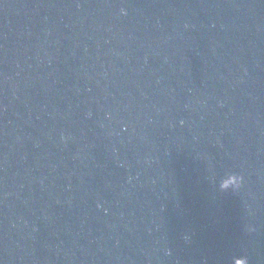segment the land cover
Here are the masks:
<instances>
[{"label": "water", "instance_id": "1", "mask_svg": "<svg viewBox=\"0 0 264 264\" xmlns=\"http://www.w3.org/2000/svg\"><path fill=\"white\" fill-rule=\"evenodd\" d=\"M241 262L264 0H0V264Z\"/></svg>", "mask_w": 264, "mask_h": 264}, {"label": "clouds", "instance_id": "2", "mask_svg": "<svg viewBox=\"0 0 264 264\" xmlns=\"http://www.w3.org/2000/svg\"><path fill=\"white\" fill-rule=\"evenodd\" d=\"M241 182H242V177L236 176L234 179V186L236 188H238L240 186ZM241 264H243V262H241Z\"/></svg>", "mask_w": 264, "mask_h": 264}]
</instances>
